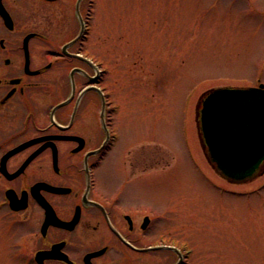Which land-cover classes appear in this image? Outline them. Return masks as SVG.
Listing matches in <instances>:
<instances>
[{
	"label": "rangeland",
	"instance_id": "rangeland-1",
	"mask_svg": "<svg viewBox=\"0 0 264 264\" xmlns=\"http://www.w3.org/2000/svg\"><path fill=\"white\" fill-rule=\"evenodd\" d=\"M80 1L83 54L124 129L123 177L145 157L134 192L174 210L178 221L166 232L191 245L190 264H264V172L239 184L222 179L195 123L207 91L264 85V0ZM10 221L0 209V264H26V231Z\"/></svg>",
	"mask_w": 264,
	"mask_h": 264
},
{
	"label": "flooded vegetation",
	"instance_id": "flooded-vegetation-1",
	"mask_svg": "<svg viewBox=\"0 0 264 264\" xmlns=\"http://www.w3.org/2000/svg\"><path fill=\"white\" fill-rule=\"evenodd\" d=\"M78 1L0 0V209L26 231L20 258L190 264L191 245L166 232L174 210L134 192L145 157L122 175L124 129L83 54Z\"/></svg>",
	"mask_w": 264,
	"mask_h": 264
},
{
	"label": "water",
	"instance_id": "water-1",
	"mask_svg": "<svg viewBox=\"0 0 264 264\" xmlns=\"http://www.w3.org/2000/svg\"><path fill=\"white\" fill-rule=\"evenodd\" d=\"M197 109L202 150L221 177L244 183L264 172L263 85L211 90Z\"/></svg>",
	"mask_w": 264,
	"mask_h": 264
},
{
	"label": "bare ground",
	"instance_id": "bare-ground-1",
	"mask_svg": "<svg viewBox=\"0 0 264 264\" xmlns=\"http://www.w3.org/2000/svg\"><path fill=\"white\" fill-rule=\"evenodd\" d=\"M197 104H198V102L196 103V107H195V123H196V126L198 127ZM196 121H197V122H196Z\"/></svg>",
	"mask_w": 264,
	"mask_h": 264
}]
</instances>
